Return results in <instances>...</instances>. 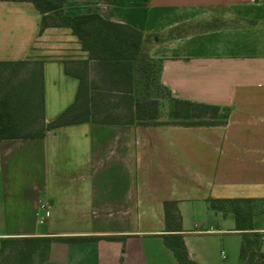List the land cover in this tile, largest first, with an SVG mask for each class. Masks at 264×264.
<instances>
[{
  "label": "crops",
  "instance_id": "0c3cea01",
  "mask_svg": "<svg viewBox=\"0 0 264 264\" xmlns=\"http://www.w3.org/2000/svg\"><path fill=\"white\" fill-rule=\"evenodd\" d=\"M62 9L129 25L144 42L154 34L148 52L169 95L219 105L226 120L45 128L75 100L79 76L95 83L107 71L70 27L41 29L31 1L0 0V62L27 61L21 76L39 78L41 95L33 130L15 137L20 73L0 68L14 129L0 138V238L98 237L54 241L40 264H180L162 237L172 201L195 264H248L232 213L209 201L264 199V0H65ZM253 230L264 235V211ZM254 261L264 263L262 240Z\"/></svg>",
  "mask_w": 264,
  "mask_h": 264
},
{
  "label": "trees",
  "instance_id": "16d2710c",
  "mask_svg": "<svg viewBox=\"0 0 264 264\" xmlns=\"http://www.w3.org/2000/svg\"><path fill=\"white\" fill-rule=\"evenodd\" d=\"M29 1L42 15L41 29L49 25L70 27L81 41L83 48L88 50L89 57L95 59L97 65L107 71L102 75L101 80L96 82L101 85L96 89L92 88L95 86L93 81H88L82 75L79 76V89L75 100L55 119L48 122L45 128L81 121L132 123L156 118L157 98L139 100L133 97L138 81L135 75L137 62L141 58L144 60L147 56L143 53L145 39L141 31L126 24L104 19L96 13L66 15L62 9L65 0ZM27 63V61L0 62V68L9 67L12 75L18 74L19 76ZM149 66L152 65H148V69ZM153 66L155 68L154 78L157 84L162 85L159 81L158 65L155 67L153 63ZM21 75L20 73L19 79L15 81V137L30 134L29 131L33 130L30 124L36 121L41 104L39 78L31 81L23 79ZM32 84H34L33 87ZM163 88L168 93L164 86ZM100 97L103 98L99 99ZM173 102L172 114L174 118L183 120L180 125H216L226 120V110L219 105L179 98H173ZM9 104L8 97L0 95L1 139L12 136L14 130L10 125V112L6 111ZM219 116L222 119H218ZM209 202L212 208L232 213L235 228L243 232L241 257L246 259L248 264H264L263 261H254L261 243V235L253 230V216L257 212L264 211V199L228 198L211 199ZM164 211L166 228L170 232L162 234L165 244L172 250L180 264H195L185 248L181 233V217L174 202L165 201ZM21 237L27 238L24 240L26 245L32 247L31 251L38 250L41 245L45 246L46 250L54 241L83 242L98 238L92 235ZM3 238H0V248L5 242Z\"/></svg>",
  "mask_w": 264,
  "mask_h": 264
},
{
  "label": "rangeland",
  "instance_id": "374dc122",
  "mask_svg": "<svg viewBox=\"0 0 264 264\" xmlns=\"http://www.w3.org/2000/svg\"><path fill=\"white\" fill-rule=\"evenodd\" d=\"M154 34L149 35L146 38V42L143 43V53L147 56L144 60L141 58L137 62V72L135 73L138 78L137 86L133 93V97L139 100H148L151 98H157L158 107L156 118L144 119L135 121L136 123H158L164 122L169 124H180L181 119L174 118L172 114L173 110V98L168 95L162 85L157 84L155 76V68L158 65V59L149 55V48L154 44ZM148 65L149 66L148 69ZM101 85L95 82V86L92 88H99ZM103 97H100L101 99ZM225 109V108H224ZM226 110V109H225ZM226 112V111H225ZM218 119H222L221 116ZM0 248V264H40V260L44 256L45 246L41 245L38 250H32L30 245H26L24 237H5Z\"/></svg>",
  "mask_w": 264,
  "mask_h": 264
},
{
  "label": "built area",
  "instance_id": "2783aa9c",
  "mask_svg": "<svg viewBox=\"0 0 264 264\" xmlns=\"http://www.w3.org/2000/svg\"><path fill=\"white\" fill-rule=\"evenodd\" d=\"M261 240H262V242H264V235L261 236Z\"/></svg>",
  "mask_w": 264,
  "mask_h": 264
}]
</instances>
